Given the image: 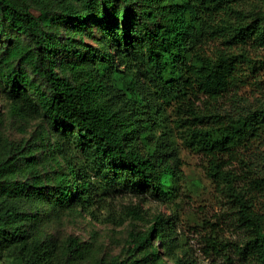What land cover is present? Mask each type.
Wrapping results in <instances>:
<instances>
[{
	"label": "trees",
	"instance_id": "obj_1",
	"mask_svg": "<svg viewBox=\"0 0 264 264\" xmlns=\"http://www.w3.org/2000/svg\"><path fill=\"white\" fill-rule=\"evenodd\" d=\"M247 0H0V35L25 36L29 44L11 39L0 48V78L11 111L17 115L44 116L50 138L60 140L61 126H70L87 144L103 178L148 191L159 201L177 197L179 169L171 160L172 144L167 111L174 110L182 138L209 162L208 174L216 188L231 198L236 222L245 234L238 251L255 264H264V208L253 203L264 198V167L253 168L242 149L256 142L264 145V108L223 112L219 101L244 84L247 75L234 46L264 47V17L248 21L238 9ZM264 2V0H258ZM98 17L107 26L98 47L61 37V28L75 22L79 28ZM218 44L220 47L212 45ZM43 80L46 89L31 77ZM59 68V69H57ZM34 91L37 103L30 94ZM111 92L127 108L113 111L105 97ZM203 98H206L204 100ZM202 103V107L197 106ZM163 128L165 141H155ZM143 147L146 150L143 151ZM58 183L45 189L41 182L16 181L15 158L0 163V194L52 199L54 204H74L89 212L95 184L91 163L63 147ZM238 162L241 174L227 169ZM247 184L238 190L237 184ZM35 218L18 206L0 205V240L22 238L26 221ZM157 217L150 229L137 234L131 256L145 249L143 257L112 258L105 264H144L160 259L153 233L164 238ZM74 253H79L75 242Z\"/></svg>",
	"mask_w": 264,
	"mask_h": 264
},
{
	"label": "rangeland",
	"instance_id": "obj_2",
	"mask_svg": "<svg viewBox=\"0 0 264 264\" xmlns=\"http://www.w3.org/2000/svg\"><path fill=\"white\" fill-rule=\"evenodd\" d=\"M63 3L81 4V0H60ZM249 16L248 21L264 17V2L247 0L238 6ZM107 23L93 17L81 27L61 28V37H72L82 41L85 47H98L102 31ZM0 35V48L4 49L14 41L29 44L25 36ZM252 43V42H251ZM236 45L231 52L240 57L246 82L227 93L219 101L225 112L256 111L264 108V47L253 44ZM220 47V45H212ZM59 69V68H57ZM30 77L46 89L43 80L26 68ZM9 89L0 78V163L15 158L18 166L16 181L41 182L45 189L54 187L59 178L57 170L62 169V158L55 146L63 147L77 156L80 163L89 164V174L95 184V198L89 212L74 204L61 207L52 199L33 196L0 194L3 208L18 206L21 212L33 214L35 218L26 221L22 238L0 240V264H105L114 257L131 260L143 257L145 249L131 256L135 235L152 227L157 217L162 219L159 228L164 238L153 233L152 242L157 247L160 259H150L144 264H255L239 255L245 234L236 222L231 198L219 191L208 174V159L185 143L183 129L176 123L174 110L167 111V125L172 129L171 160L179 169L177 197L159 201L143 189L134 188L124 182L103 178L102 172L93 160V152L80 141L78 133L70 126H61L60 140L49 138L44 131L50 122L44 116H21L11 111V102L6 93ZM37 103V95L30 91ZM113 111L127 114V108L109 92L105 97ZM206 100V98H203ZM202 107L201 102H197ZM164 129L156 128L155 141H165ZM143 151L146 150L143 147ZM253 168L264 167V145L252 143L241 153ZM227 169L241 174L238 162ZM238 190L247 188L242 182ZM253 203L264 208V198L257 196ZM78 242L79 253H74Z\"/></svg>",
	"mask_w": 264,
	"mask_h": 264
}]
</instances>
